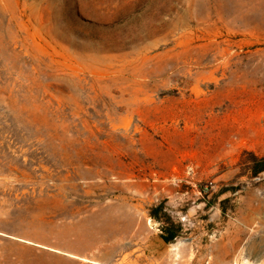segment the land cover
I'll list each match as a JSON object with an SVG mask.
<instances>
[{"label":"rangeland","instance_id":"1","mask_svg":"<svg viewBox=\"0 0 264 264\" xmlns=\"http://www.w3.org/2000/svg\"><path fill=\"white\" fill-rule=\"evenodd\" d=\"M254 156L264 0H0V264H264Z\"/></svg>","mask_w":264,"mask_h":264},{"label":"trees","instance_id":"2","mask_svg":"<svg viewBox=\"0 0 264 264\" xmlns=\"http://www.w3.org/2000/svg\"><path fill=\"white\" fill-rule=\"evenodd\" d=\"M251 170H252V173L254 175H257L260 172H263L264 171V157H257V156L252 157V159H251ZM161 210H163L162 205L155 207L151 211V216L154 219H157L164 224L162 226L163 229H162V233H161V238L165 242L169 243V242H172L173 240H175V238H177L180 235L181 226L173 224L171 221V218L166 213H165L166 219H163L159 215V212ZM169 222L171 223V227L166 225V223H169Z\"/></svg>","mask_w":264,"mask_h":264},{"label":"bare ground","instance_id":"3","mask_svg":"<svg viewBox=\"0 0 264 264\" xmlns=\"http://www.w3.org/2000/svg\"><path fill=\"white\" fill-rule=\"evenodd\" d=\"M95 263L101 264V263H99V262H95Z\"/></svg>","mask_w":264,"mask_h":264}]
</instances>
